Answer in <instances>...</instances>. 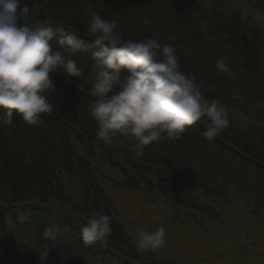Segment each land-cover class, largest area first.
Returning <instances> with one entry per match:
<instances>
[{"label":"clouds","instance_id":"clouds-1","mask_svg":"<svg viewBox=\"0 0 264 264\" xmlns=\"http://www.w3.org/2000/svg\"><path fill=\"white\" fill-rule=\"evenodd\" d=\"M39 9H30L21 0H0V123L11 125L17 115L27 125H36L50 114L55 92L51 77L58 71L67 79L79 78L82 70L73 59L87 51L84 42L70 31L60 34L38 19ZM87 33L94 40L90 116L96 122V137L111 145L117 137L133 138L132 151L144 155L146 146L162 139L179 140L199 122L203 136L212 141L230 124L229 113L218 101H209L195 78L180 68L176 49L156 38L125 40L121 25L89 10ZM55 42V44L53 43ZM223 74L229 69L223 60L216 63ZM112 218L93 212L80 229L87 245L106 246L112 235ZM60 229L48 227L45 240L56 241ZM163 226L154 231L139 230L135 245L139 251L164 247ZM40 254L46 264L49 250Z\"/></svg>","mask_w":264,"mask_h":264},{"label":"trees","instance_id":"trees-1","mask_svg":"<svg viewBox=\"0 0 264 264\" xmlns=\"http://www.w3.org/2000/svg\"><path fill=\"white\" fill-rule=\"evenodd\" d=\"M87 1L88 0H81L83 4H78L79 0H61L59 4L53 5L52 8L54 17H61L63 24L74 31V34L85 43L88 49L73 57L82 70V76L79 78L67 79L66 74L63 72L58 71L54 74L51 78H53L52 80L55 87L59 86L63 89L61 101L58 104L60 109L56 113V116L49 117L48 114H43L41 117L43 123L40 125L39 123L36 125H27L18 115L14 117L11 125L0 123V150H11L15 154L20 153L26 157L27 155L18 147L19 143L17 142V144H15V140L23 143L25 145L24 148H27L34 141L38 143L37 151L33 157H31L33 170L37 176L34 177L31 173H22L20 176V185L23 191L19 194L13 193L11 200L23 201L25 198L37 197L39 195L35 187V185H37L44 189L46 198L50 200L49 202H53L55 199H62L58 197L51 198L50 194H56L57 189L61 191L64 189L66 198L71 204L75 205V208H73L75 213L79 214L85 211L89 213L99 212L110 216L108 198L101 189L96 187L97 182L92 177L88 168L81 165L78 171H72V157L70 155L71 145L67 133L61 126V119H59L60 116H64L66 120L72 122L75 127H77V130L82 131L87 138H92L88 146L92 144V141L95 139L96 128V126L94 127L96 123L95 120L91 122L89 119L90 105L94 103L96 99L90 95L93 61L89 58L81 59L80 57L85 56L84 54L90 56L95 49H92V44H94V42L87 39L88 33L87 26L85 25V13L82 14L83 19H78L80 10L82 11L83 7L89 8L91 6L90 4H85ZM172 2L179 12V20L183 25L192 19L195 14L201 12L204 5V2L195 0H173ZM253 2L252 0H216V6L218 5L221 8L218 9V12L226 11L227 15H221L215 18L210 26L212 34L229 35V44L236 48L237 54L239 53L238 57H240L243 66L248 69H255L256 66L258 67V48L264 43V20L259 12V10L264 7V0H253ZM21 3L27 4L30 9H39L38 0H21ZM131 5L136 6V1L132 2ZM251 5H253L252 10ZM150 8H155V5H150ZM248 9L258 14H254L253 18H249L248 22L250 23L247 26V34H245L243 32L244 26L242 22L246 20L249 15L247 13ZM72 12L75 13V16ZM71 14L72 16L70 17ZM62 30L68 31L67 28ZM141 32V38H144V34H148L151 38L158 39L162 44H173V41L177 39L176 29L169 27L156 17L150 19L148 27L141 30ZM202 33L201 31L193 33V37H199ZM186 35L187 32H183L178 35V39ZM124 39L134 38L127 33ZM53 43L55 44V42ZM243 55L246 57L243 58ZM2 112L3 111H0V113ZM191 127L192 131L189 132V129L186 130L178 140L180 142L179 144H183L188 151L192 152L194 155L204 153L208 156L206 158H208L211 163H218L219 161L216 160L218 157L212 156V154L215 153L205 145L206 141L204 136L202 137L203 139L200 137L202 132L201 128L196 125H192ZM9 129L12 130L9 131ZM121 138L126 137H117L114 140V148H121L119 145ZM127 139L131 142V146H133L135 142L134 139ZM84 142H86V140ZM155 143L156 142H153V144ZM153 146H157V144ZM148 148L149 146H146L145 149ZM221 150L222 152H220V155H223L225 158L229 156L228 153H225L224 149ZM88 151L91 155H104L93 149V147L88 148ZM108 158L109 161L113 163L112 166L114 169L119 167L118 164V167L116 166L117 162L120 164L117 175H123L125 172L130 174V171L117 161V154L116 157L111 155ZM221 159L224 158L221 157ZM79 162L82 164L81 160ZM166 162L167 160H165V163ZM239 164L246 167L243 168V170L251 167L250 163L245 160L240 161ZM254 170L258 176L264 179L263 167L259 166ZM55 184H57L56 187ZM9 203L11 202H0V215L4 213V204ZM49 215L50 214L47 213L40 215L42 224L36 227L39 234L38 237L40 238L37 246L34 247L33 258H38L40 255L39 252L45 249L49 250V257L61 254L55 247V242L43 238L44 230L58 223ZM64 227L65 225L62 224L60 232ZM111 228L112 237L121 241L122 244H125L126 239L123 236L121 225L114 220V223L111 221ZM9 258L8 260L4 256H0V264H14L10 256Z\"/></svg>","mask_w":264,"mask_h":264},{"label":"rangeland","instance_id":"rangeland-1","mask_svg":"<svg viewBox=\"0 0 264 264\" xmlns=\"http://www.w3.org/2000/svg\"><path fill=\"white\" fill-rule=\"evenodd\" d=\"M206 3H214L215 2V0H204ZM89 10H93V11H96V12H98L95 8H91V9H89ZM85 21H90V16H89V11L86 13V18H85ZM136 25L140 28V30L141 29H146L148 26H146V27H143V21H141V20H138V21H136ZM145 38H151V36L150 35H148V34H144V38L143 39H145ZM133 40H135V39H133ZM162 44V43H161ZM163 45V44H162ZM216 51L217 52H219V53H223L221 50H220V48H219V45H217V49H216ZM54 207L55 208H57V209H59L60 211H62V212H66V208H65V206L62 204V203H55L54 204ZM34 217H35V219H37V216L36 215H34ZM83 221V220H82Z\"/></svg>","mask_w":264,"mask_h":264}]
</instances>
